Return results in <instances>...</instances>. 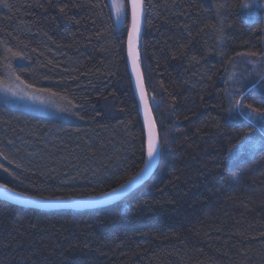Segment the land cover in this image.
<instances>
[{
    "label": "trees",
    "instance_id": "1",
    "mask_svg": "<svg viewBox=\"0 0 264 264\" xmlns=\"http://www.w3.org/2000/svg\"><path fill=\"white\" fill-rule=\"evenodd\" d=\"M123 1L118 29L109 0H0V89L18 81L63 111L30 114L0 93V185L47 201L88 199L142 169ZM244 1L143 0L139 65L160 144L156 169L105 207L0 201V264H264V143L229 158L262 123L233 106L264 110L259 78L236 76L240 58L264 53V0L249 9ZM229 74L239 82L234 101Z\"/></svg>",
    "mask_w": 264,
    "mask_h": 264
},
{
    "label": "rangeland",
    "instance_id": "2",
    "mask_svg": "<svg viewBox=\"0 0 264 264\" xmlns=\"http://www.w3.org/2000/svg\"><path fill=\"white\" fill-rule=\"evenodd\" d=\"M113 17L114 24L118 29L123 28V25L126 23L125 21V4L123 0H109ZM259 4V0H245L243 3L244 9H249L255 7ZM120 5H123L122 10L120 9ZM239 69L237 71V75L243 78L244 84L248 83V78L244 75L255 76L258 79V84L264 87V53L257 58L246 59L245 61L240 58L238 61ZM231 74L228 77V92H229V101H234L235 92L231 86L236 83V86H239V82H235L232 80ZM232 81V82H231ZM8 82V83H7ZM6 83V84H5ZM1 86V95L2 101L4 104L16 108L18 110L25 111L30 114L41 115V116H49V115H59L62 114L60 105H57V100L51 98V95L45 94L39 90L31 89L23 86L18 81L9 80L6 81ZM53 97V96H52ZM235 110L240 111L244 116L245 114L253 116L254 113L250 112V109L245 107L233 106ZM258 116V115H257ZM261 119V128L259 129L258 135L256 137L248 138L247 140H252L249 145H244L240 143L235 149L229 152V158L233 157L236 159H242L247 156H250L256 149L264 143V116H258ZM234 120V119H230Z\"/></svg>",
    "mask_w": 264,
    "mask_h": 264
},
{
    "label": "water",
    "instance_id": "3",
    "mask_svg": "<svg viewBox=\"0 0 264 264\" xmlns=\"http://www.w3.org/2000/svg\"><path fill=\"white\" fill-rule=\"evenodd\" d=\"M128 8H129V30L126 37V55H127V66L130 73L131 83L133 86L134 93L137 99L138 111L143 123L144 133H145V145L146 150L148 151V132L149 126L146 123V117L150 119V121L154 122L151 109L149 103L147 101L145 88L143 84L141 69L139 65V51H138V41L142 32V20L144 8L142 11V16L140 17V33L139 38L135 42V51L138 53V66H134L132 58L129 55V36L132 28V0H127ZM134 67L136 70L134 71ZM138 84H142L144 88V99L147 101V107H145V103L141 99V91L138 87ZM155 124V122H154ZM155 132L157 135V151L154 154L152 159H149L148 154L142 169L130 180L122 184L121 186L109 191L105 194L88 198V199H74V200H61V201H47L42 199H36L32 197L25 196L23 194L17 193L15 191H9L10 189L6 187H0V201H4L11 205L36 209L41 211H52V210H83V209H92L98 207H105L115 202H118L123 197L127 196L130 192L136 189L138 186L142 185L147 179L152 175L154 170L156 169L160 156V144L158 140L157 129L155 125Z\"/></svg>",
    "mask_w": 264,
    "mask_h": 264
},
{
    "label": "snow or ice",
    "instance_id": "4",
    "mask_svg": "<svg viewBox=\"0 0 264 264\" xmlns=\"http://www.w3.org/2000/svg\"><path fill=\"white\" fill-rule=\"evenodd\" d=\"M122 10L123 5L119 6ZM132 28L129 36V55L132 58L134 66H138V53L135 51V42L139 38L140 33V17L142 16L143 11V0H132ZM251 55H254V53H250ZM136 70V67H134V71ZM138 87L141 91V99L145 103V107H147V101L144 99L143 93L144 88L142 84H138ZM241 107H246L250 109L251 113H255L258 116H264V110L258 109L256 107H253L252 105H240ZM246 119H251L250 115L245 114ZM146 123L149 126V132H148V157L149 159H152L154 157V154L157 151V135L155 132V124L154 122L150 121L149 118L146 117ZM247 139V136H245V140ZM243 143V141H242ZM7 171V169H5ZM0 187H4V185H0ZM11 191V190H9Z\"/></svg>",
    "mask_w": 264,
    "mask_h": 264
}]
</instances>
